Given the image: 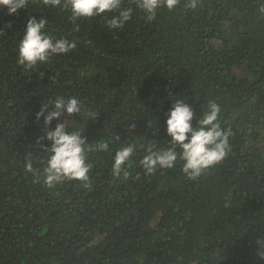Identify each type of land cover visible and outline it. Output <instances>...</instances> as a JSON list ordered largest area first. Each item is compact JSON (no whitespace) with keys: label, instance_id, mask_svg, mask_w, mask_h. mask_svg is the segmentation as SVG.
Returning <instances> with one entry per match:
<instances>
[{"label":"trees","instance_id":"trees-1","mask_svg":"<svg viewBox=\"0 0 264 264\" xmlns=\"http://www.w3.org/2000/svg\"><path fill=\"white\" fill-rule=\"evenodd\" d=\"M0 264H264V0H0Z\"/></svg>","mask_w":264,"mask_h":264}]
</instances>
